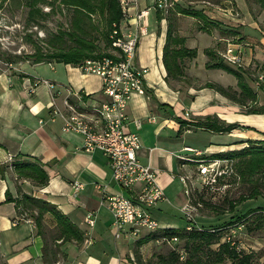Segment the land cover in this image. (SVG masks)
Returning <instances> with one entry per match:
<instances>
[{"label": "crops", "instance_id": "crops-1", "mask_svg": "<svg viewBox=\"0 0 264 264\" xmlns=\"http://www.w3.org/2000/svg\"><path fill=\"white\" fill-rule=\"evenodd\" d=\"M152 2L136 0L135 6L141 9ZM209 21L224 30L230 29L223 25L225 22ZM168 23L175 35L185 38L187 48L196 50L195 57L188 61L185 57L182 62L184 73L192 79L206 69L205 49L214 40L228 39L215 32V25L207 27L206 32L198 28V22H193L195 28L188 31L180 22H168L166 15L151 7L140 23L135 64L146 68L145 93L135 94L126 105L124 130L139 134V159L156 172L165 193V199L153 208L161 229L179 228L175 214L184 215L182 208L187 196L178 176L191 162L195 163L194 157H178L190 153L185 147L205 154L264 139V113H246L242 105L213 88L188 83L182 86L179 82L184 79L177 80V85L172 84V79L166 80L162 57ZM37 79L55 84L52 93L61 110L66 111L67 101L76 106L87 105V114L99 119L100 126L104 124V118L92 111L100 107L93 104L105 99L99 75L56 61H23L0 70V264H48L43 260L44 238L34 221L36 210L29 209L28 213L22 207L27 203L23 201L26 196L53 205L82 233L80 242L59 241L60 257L54 264H131L135 242L140 238L115 237L104 197L117 193L133 197L136 189L127 190L115 183L109 160L101 151L81 150V135L63 131L61 117L50 119L51 91L42 84L29 91ZM205 117H217L224 124L237 123L240 127L213 131L195 125ZM105 118L110 119V114H105ZM136 121L141 122L140 126ZM93 124L99 127L98 123ZM203 154H199V159H206ZM39 172L46 176L43 183L39 182ZM75 182L83 184L80 191L73 190ZM88 212L94 213L92 227L85 221ZM41 229L45 237L47 230L56 229V220L49 211L43 213Z\"/></svg>", "mask_w": 264, "mask_h": 264}, {"label": "rangeland", "instance_id": "rangeland-1", "mask_svg": "<svg viewBox=\"0 0 264 264\" xmlns=\"http://www.w3.org/2000/svg\"><path fill=\"white\" fill-rule=\"evenodd\" d=\"M174 2L175 6L166 13L168 21L180 22L189 31L195 28L193 22H200V19L189 12L204 10L206 13L203 12V14L206 23L209 24L208 27L215 25L220 28L217 24L210 23L209 20L218 23L225 22L223 25L230 28L225 30L231 32L226 37L228 39L214 40L212 46L205 49L206 64H212V66H207L204 71L196 75V79H192L191 76L184 73L187 78H183V82H179V84L185 86L188 83L198 87L206 82H214L232 90H239L237 76L221 67L213 66V64L223 62L244 72L246 81L257 93V102L254 105L261 106L264 101V92L260 89L259 83L264 78V0H174ZM95 3L98 1L95 0ZM30 8H33V18L28 15ZM180 8L188 10L189 14L180 12ZM159 13L163 15L161 12ZM71 18V9L60 3V0H0V70L10 68L12 64L23 61L32 63L33 54L37 48H40L42 52L52 51L53 48L47 39L52 38V34H56L59 30L71 31ZM120 22L127 21L122 16ZM120 22L106 25L104 18L94 13L90 19L83 23L86 37L98 46L93 52L96 53L97 58H99L97 53L112 54L114 52L110 35L114 24L119 26ZM218 28L215 32L221 34ZM220 29L222 30V28ZM105 35L110 38V44L107 43ZM68 43L71 44V41L68 40ZM229 46L233 50L230 55L227 54ZM208 49L212 50V55L211 53L208 55L206 52ZM233 54L237 55L239 60L232 61L229 56ZM102 56L108 55L101 54L100 57ZM190 59L185 58L186 61ZM171 82L174 85L178 84L174 79ZM246 104L252 105V101L247 100ZM242 106V110L246 111L247 107ZM198 139L202 140V138ZM252 146L263 149L264 139L248 140L241 145L237 144L235 149L223 148L218 152L203 154L202 157H206V160L199 159V161H207L208 157H214L211 160L224 159L221 162V167L227 170V174L212 186L201 182V177L199 178L197 174L196 163L191 162L184 172L193 177L194 187L190 195L196 207L194 210L196 225L217 228L220 242L230 241L231 246L238 253L251 255L249 264H264V218L262 219L258 215L264 213V197L262 194L254 198L248 197L252 193V186L261 184L264 181V176L258 172L249 179L248 177L242 178L237 170L240 156L228 155L231 150L241 148H247V151H250L253 149ZM225 154L231 157L227 158ZM243 196L247 197L242 198ZM232 201L238 204L234 210H231L230 202ZM239 201L241 202L239 203ZM175 217L180 222L179 228L186 226L187 221L184 215L175 214ZM161 233V230L151 233L150 239L137 249V255L143 264H162L161 258L167 259L172 264H181L190 256L189 254H194L192 255L194 258L200 255L206 259L205 254L208 253H206V246L196 252L192 248L188 251L184 248L187 240L185 235L179 236L175 241L169 243L161 237L155 238ZM51 237V230H47L46 238L51 240ZM217 247L218 243H213L210 246L212 249ZM173 252H178V260L172 256ZM130 260L131 264H136L134 252ZM215 264H232V261L226 258L223 262Z\"/></svg>", "mask_w": 264, "mask_h": 264}, {"label": "built area", "instance_id": "built-area-1", "mask_svg": "<svg viewBox=\"0 0 264 264\" xmlns=\"http://www.w3.org/2000/svg\"><path fill=\"white\" fill-rule=\"evenodd\" d=\"M123 19L119 26L114 24L111 38L114 52L109 56L99 58H86L78 66L86 71L99 75L102 79V93L105 99L99 104L106 114H110L107 126H100L99 119L87 116V105L76 106L65 102L66 111L61 110L52 93L55 84L48 79H37L29 86V91H34L39 84L46 85L51 91L50 119L56 116L63 121L62 130L65 132H76L82 137L81 150L85 152L101 151L109 160L112 180L127 190L136 189L135 196H126L122 193L109 194L104 197V204L111 213V226L116 238L124 237L136 240L137 234H145V230L152 228L154 224H160L153 215V208L165 199L163 188L158 184L156 172L139 159V150L142 147L140 136L137 132H126L127 124L125 107L135 94H144V75L146 68L135 64V55L138 39L141 34L140 23L149 13L150 7L166 14L175 4L174 0H153L151 6L136 8V0H119ZM123 23V25H122ZM232 48H227L230 55ZM232 61L239 60L233 54ZM264 82V78H263ZM154 120V117H150ZM90 123H98L99 133L90 131ZM141 122L136 121L140 126ZM189 154H180L178 157L191 156L195 158L197 174L202 183L212 186L227 170L221 167V160L199 161L200 151L185 147ZM229 174V173H228ZM179 179L184 185V194L187 201L182 210L187 221L186 229L192 230L196 227L194 220L195 204L191 199L194 187L193 177L186 172L179 174ZM203 184V186H205ZM81 182L73 184L75 192L82 189ZM85 221L87 225H94V213L88 212ZM31 222V220H29ZM17 222L14 220L13 222ZM198 227V226H197ZM166 242L175 241L171 238H161ZM88 243H91L89 240Z\"/></svg>", "mask_w": 264, "mask_h": 264}, {"label": "trees", "instance_id": "trees-1", "mask_svg": "<svg viewBox=\"0 0 264 264\" xmlns=\"http://www.w3.org/2000/svg\"><path fill=\"white\" fill-rule=\"evenodd\" d=\"M98 3H95V0H60L64 6L68 7L72 11L71 25L72 30H59L56 34H52V38L47 39V42L50 43V46L53 48L50 52H42L40 48L35 50L33 54L32 63L39 62H63L70 63L73 65L80 64L86 58H97L95 50L98 46L94 42L86 37V31L83 28V23L87 19L91 18V15L97 13L99 16L104 18L106 25L111 24L112 22L118 24L122 19V11L119 0H96ZM33 4V2H30ZM175 6V5H174ZM181 9V8H180ZM180 12L195 16L200 19L198 22V27L200 30L209 32L208 25L205 21L203 10H197L189 12L188 10L181 9ZM29 17L33 18V8L29 10ZM167 15V14H165ZM203 21V22H201ZM171 22V21H168ZM221 34L228 35L231 32H228L224 29L220 30ZM107 43L110 44V38H107L105 35ZM68 40L71 41V44L68 43ZM208 55H212V50H206ZM103 55H110L109 53H97L98 57ZM100 55V56H99ZM196 56V50L187 48L185 46V38L175 35L174 28L171 23H168L166 41L164 44L163 50V63L166 69V80L174 79L181 80L185 77L182 62L185 57L192 58ZM29 57V56H28ZM32 57V56H31ZM12 62V60H11ZM212 66V64H206V67ZM214 67H221L227 72L234 74L238 77L237 86L239 90H232L229 87H223L222 85L214 82H206L201 87L213 88L223 96L229 98L230 100L238 103L239 105H244L247 107L246 113H264V103L263 105L256 107L254 104L257 102V93L246 81L244 72L240 69H235L231 66H228L225 63L213 64ZM260 89L264 92V82L260 80ZM247 100L252 101V105L246 104ZM198 127L213 130V131H229L230 129L240 127L237 123L224 124L217 117H205L202 120H199L195 124ZM250 151H247V148H241L238 150H231L228 155L240 156V161L237 164V170L239 171L242 178L248 177L251 178L258 172H261L264 176V148L252 146ZM250 149V148H249ZM226 155V154H225ZM227 156V158L231 156ZM245 156V157H244ZM244 157V158H241ZM248 157V159H245ZM40 183H43L46 179L45 174L39 172ZM252 193L248 197H256L260 194L264 197V181L257 185L252 186ZM243 196L242 198H246ZM243 200V199H242ZM27 203L22 205L26 209L36 210L34 214V221L38 226V232L43 235L44 244H43V260L48 264H54L59 260L60 251H59V241H75L80 242L83 240L82 233L80 230L63 214H61L53 205L48 204L43 200H38L30 196L24 197V200ZM241 201H239L240 203ZM19 203V202H18ZM19 205V204H17ZM231 210H234L237 202H230ZM49 211L56 220V229L52 232L51 241H49L45 235L42 227V216L43 213ZM262 219L264 218L263 214H258ZM196 222V221H195ZM158 230H161V234L157 237L161 238H173L179 236H186L187 240L185 242L184 248L188 251L192 248L195 250H202L204 246L207 247L205 254L206 259L202 256L197 255L195 258L192 256L194 254H189L181 264H215L223 262L226 258L231 259L232 264H249L250 257L249 254L238 253L237 250L231 246L230 241L220 242L219 230L217 228H206L204 226H196L192 230H186L183 228H164L161 229L157 227L155 230L147 234L145 237L138 239L135 242V247L133 249L136 264H143L140 257L137 255L138 248L150 239V234ZM218 243L216 249L210 248L211 244ZM174 256L178 260V252H173ZM162 264H172L167 261L165 258H161ZM169 262V263H168Z\"/></svg>", "mask_w": 264, "mask_h": 264}, {"label": "bare ground", "instance_id": "bare-ground-1", "mask_svg": "<svg viewBox=\"0 0 264 264\" xmlns=\"http://www.w3.org/2000/svg\"><path fill=\"white\" fill-rule=\"evenodd\" d=\"M68 104H71L70 102H68ZM91 108V107H90ZM89 108V109H90ZM92 109V108H91ZM89 111V110H88ZM92 111H94L95 112V114H97L98 116H100L101 118H104V124H103V126H107V122H109L110 121V119H106L105 118V114H106V112H105V110H102L101 109V106L99 107V108H95V109H93ZM87 116H90V115H88L87 114ZM92 116V115H91ZM90 131H92V133H99V127H96V125H94L93 123H90ZM187 158H189V157H187V156H184V158H181L182 160H187ZM190 159V158H189ZM206 160V159H205ZM157 227H159V225L158 224H154V226H152V228H148L147 230H145V233L146 234H149L150 232H152L153 230H155ZM186 229V228H185ZM186 230H189V229H186ZM142 235L143 234H137L136 235V239H138V238H141L142 237ZM173 239H177V237H173Z\"/></svg>", "mask_w": 264, "mask_h": 264}]
</instances>
